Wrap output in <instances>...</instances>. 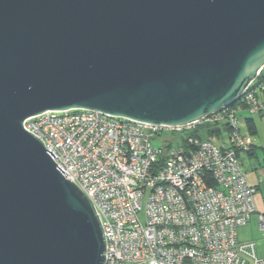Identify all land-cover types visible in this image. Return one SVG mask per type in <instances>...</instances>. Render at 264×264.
I'll return each instance as SVG.
<instances>
[{
	"label": "water",
	"instance_id": "water-1",
	"mask_svg": "<svg viewBox=\"0 0 264 264\" xmlns=\"http://www.w3.org/2000/svg\"><path fill=\"white\" fill-rule=\"evenodd\" d=\"M263 68L264 0H0V264L106 263L94 204L28 118L187 125Z\"/></svg>",
	"mask_w": 264,
	"mask_h": 264
},
{
	"label": "built area",
	"instance_id": "built-area-1",
	"mask_svg": "<svg viewBox=\"0 0 264 264\" xmlns=\"http://www.w3.org/2000/svg\"><path fill=\"white\" fill-rule=\"evenodd\" d=\"M241 99L187 125L70 109L30 117L24 126L94 204L105 264H264L254 240L238 239L257 211V189L240 163L253 136L238 113H260L264 101L253 84ZM203 122L227 124L229 145L195 136Z\"/></svg>",
	"mask_w": 264,
	"mask_h": 264
},
{
	"label": "crops",
	"instance_id": "crops-1",
	"mask_svg": "<svg viewBox=\"0 0 264 264\" xmlns=\"http://www.w3.org/2000/svg\"><path fill=\"white\" fill-rule=\"evenodd\" d=\"M258 97L264 101V85L257 90ZM247 118H251L256 133L253 135L247 128ZM243 119V131L253 136L252 150L240 154V163L249 182L256 187L255 203L257 211L252 214L248 223L238 228V239L241 241L254 240L259 258L264 259V111L250 114L246 111L240 114ZM222 144L229 145L228 138Z\"/></svg>",
	"mask_w": 264,
	"mask_h": 264
},
{
	"label": "trees",
	"instance_id": "trees-1",
	"mask_svg": "<svg viewBox=\"0 0 264 264\" xmlns=\"http://www.w3.org/2000/svg\"><path fill=\"white\" fill-rule=\"evenodd\" d=\"M262 85H264V68L261 70L260 74L258 75L256 80L254 81L253 88L258 90L261 88ZM240 104H242V99H240L236 104H234L231 107L235 108L237 105H240ZM244 111H246V110H242L238 113L239 120H240V114ZM240 123H241V121H240ZM223 125L222 124H211L208 122H203L193 131V134L195 136L200 137V138H208V139H212V140H214L215 138H221L223 130L228 131V129H229L227 124H225L224 126ZM247 128L251 132V134L254 135L256 133L255 126L253 125V121L251 118H247ZM251 150H252V148H251Z\"/></svg>",
	"mask_w": 264,
	"mask_h": 264
},
{
	"label": "rangeland",
	"instance_id": "rangeland-1",
	"mask_svg": "<svg viewBox=\"0 0 264 264\" xmlns=\"http://www.w3.org/2000/svg\"><path fill=\"white\" fill-rule=\"evenodd\" d=\"M241 122L242 124L244 123L243 119L241 120ZM228 135H229V132L227 130H223L221 138H215L214 141L217 142V144L222 145V143L227 140ZM155 144H159V142L155 141ZM142 218H144V214Z\"/></svg>",
	"mask_w": 264,
	"mask_h": 264
}]
</instances>
